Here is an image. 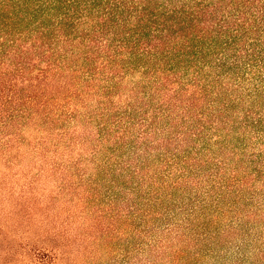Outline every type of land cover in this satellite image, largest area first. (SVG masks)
I'll use <instances>...</instances> for the list:
<instances>
[{
	"label": "trees",
	"instance_id": "16d2710c",
	"mask_svg": "<svg viewBox=\"0 0 264 264\" xmlns=\"http://www.w3.org/2000/svg\"><path fill=\"white\" fill-rule=\"evenodd\" d=\"M0 126L68 197L20 263L264 264V0H0Z\"/></svg>",
	"mask_w": 264,
	"mask_h": 264
},
{
	"label": "rangeland",
	"instance_id": "374dc122",
	"mask_svg": "<svg viewBox=\"0 0 264 264\" xmlns=\"http://www.w3.org/2000/svg\"><path fill=\"white\" fill-rule=\"evenodd\" d=\"M8 132H16L17 137L9 143H6L5 137L4 139L0 137V264H22L17 259L20 242H25L28 245L31 240H34L40 227L36 226L33 220L35 210L33 212L32 208L34 203L36 204L33 197L42 194L45 196L44 202L47 203L48 198L58 194L59 196L55 200H51L49 211L57 212L59 210L62 216L63 202L64 199L67 201L68 197L58 188L61 185L62 177L58 175H55L56 179L49 177L48 172V176L45 178L39 176L42 174L38 168L34 169L36 160L31 149L35 147V139L38 138L36 132L15 126L6 129L0 126V136H4V133ZM71 149H73V156L83 154L75 145ZM24 174L27 177H24ZM37 174L39 175L35 176ZM64 178L68 179V177ZM79 215V212L74 213L71 222L74 223L73 228L75 229L74 225L80 221L82 226L78 230L83 233L88 225L83 218L87 220V215L83 213L80 215L81 218ZM89 217L91 220L92 216ZM39 218L42 217L39 216ZM81 238L82 236H80L79 242ZM85 238L86 235H83V244ZM85 244L88 247L86 251V248H83V252H74L72 255L74 259L81 260L82 264H118L122 258L119 256V252L109 251L100 240L89 237ZM114 247L119 249V244ZM38 253L45 259L48 257L47 252H43V250Z\"/></svg>",
	"mask_w": 264,
	"mask_h": 264
}]
</instances>
